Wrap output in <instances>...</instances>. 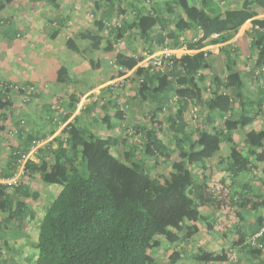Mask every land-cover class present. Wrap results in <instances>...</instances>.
<instances>
[{
    "label": "trees",
    "instance_id": "1",
    "mask_svg": "<svg viewBox=\"0 0 264 264\" xmlns=\"http://www.w3.org/2000/svg\"><path fill=\"white\" fill-rule=\"evenodd\" d=\"M7 1L11 4L12 0ZM105 1L106 5L98 3L102 11L100 18L95 20V28L76 33L67 41L68 49L80 55H85L88 50L114 51V44L101 33L109 27L111 33L116 32V41H120L127 25L117 28L108 25L118 13L115 0ZM238 1L239 7L225 11L219 10L215 0H163L162 5L155 0H138L139 7L134 2L129 4L134 18L128 28L137 31L149 44L150 54L164 46L173 49L186 46L187 50L196 52L173 56L165 71L137 67L142 56L136 58L123 53L115 56L116 65L126 70L137 67L133 78L139 83L140 100L156 101L146 125L140 127L141 152L137 147H131L125 161L112 152L121 142L111 133L117 128V122L124 120V113L111 100L108 105L116 109L115 116L109 113L103 118L110 135L98 134L86 120L81 122L79 114L59 136L37 150L36 160L27 162L22 181L25 177L31 180L38 175L45 184L60 188L57 196L45 205L43 217L35 226V232L39 227V234L34 238L37 250L34 264H162L151 256L158 238H165L169 244L185 242L184 236L188 232H199V223L212 232L219 220L218 212L223 208L240 209L236 217L244 221L248 213L255 215L264 207V196L255 194L251 182L240 179L254 172L256 157L264 162V128L252 131L249 128L259 115L257 111L264 97L251 98L246 93L243 74L229 64L225 77L214 75V88L209 99H203V92L208 89L201 86L206 79L203 72L212 70L215 60L212 51L206 48L226 44L248 21L254 30L251 48L264 50V20L258 18L264 11V0ZM50 3L59 8L56 0H50ZM151 3L152 8L149 7ZM120 6V14H127V6ZM167 14L174 16L173 20L165 19ZM57 24L63 27L65 20L59 17ZM191 32L200 37L196 41H185L183 37ZM79 41H85L87 47L82 49ZM222 49L229 59L228 46ZM260 56L264 58L262 53ZM257 65L252 73L260 68ZM123 74L119 73L120 76ZM57 83H74L66 67L58 71ZM6 96L0 94V100H6ZM79 102L80 97L73 94L64 107L72 114ZM192 103L201 105L206 112L204 127L199 130L201 135L207 132V126L214 127L215 134L207 136L204 147H199L189 131L186 116ZM173 104L179 110L169 116V126L174 131L172 146L163 139L162 123L156 115ZM68 118L66 116L63 121ZM99 119L95 115L93 123H98ZM58 128L56 124L50 133L40 137L29 135L18 150L19 154H14L7 168L0 172V178H12L17 173L20 158L30 152L32 143L54 136ZM238 130L243 131L244 136L242 152L233 150L227 157L220 156L227 175L221 181L220 189L211 184L206 167L207 149L212 148V152L218 154L223 142H234L233 134ZM175 153L185 164L181 174L172 173L162 179L148 174L149 160L157 164L162 158L165 162ZM194 166L201 168L202 173H195ZM228 179L232 184H228ZM24 183L19 186L0 184V229L33 217L24 200L31 196ZM37 196L35 193L33 197ZM204 209L208 212L204 213ZM263 229L264 216L260 214L253 222L239 228L241 236L235 245L241 247L245 243L244 249L251 257L262 258L264 248L246 242ZM258 243L264 247V234L258 238ZM184 257V253L175 252L164 264L176 263L175 260ZM230 257L229 252L216 254L200 248L194 255V262L230 263Z\"/></svg>",
    "mask_w": 264,
    "mask_h": 264
},
{
    "label": "rangeland",
    "instance_id": "2",
    "mask_svg": "<svg viewBox=\"0 0 264 264\" xmlns=\"http://www.w3.org/2000/svg\"><path fill=\"white\" fill-rule=\"evenodd\" d=\"M24 1L27 2L26 6H31L37 3L35 0ZM115 1L117 7L116 13L118 14L108 22V25H112L114 28L127 25V29L125 32H123V38L120 41H116V32L111 33L109 27H106L105 31H102V36L114 44V51H86V59H84L90 63V68L92 71L88 72L89 68H87V71H83L82 63H74L73 66L80 68V74L78 77H75L77 79H73L74 83L62 86V91L60 92L57 91L60 90L58 87H53V90H56L57 92L54 94V102L52 103L54 107L52 106V112H50L48 108L49 103L46 107H44L43 110H38L40 104L35 103L34 101L35 96L38 95V90L41 89L37 83L26 84V82H14L12 84L13 91L6 96V100L4 101L6 103V111L2 114L4 116L6 115V125L4 122L0 121L2 124H4H0V137H3L2 141L5 144L4 149L0 146V170L7 168L8 162L11 160L14 154L19 152L18 150L22 149L23 141L29 135L32 134V136L40 137L44 134H48L51 132V130H53L54 126L58 124L59 128L54 136L50 137V139L48 138L47 140H35L32 143L30 152L20 158L18 164L16 165V172L26 169L28 161L36 160L35 155L37 150L46 146L55 137L59 136L64 127L68 123L73 122L75 117L79 114L82 116L81 122L86 120L92 125L98 134L107 136L110 135V131L107 128L108 126L106 122H104L103 118L109 113L115 116L114 112H116V109L113 110L112 105H108V102L111 100H114L118 104L119 110L124 113V120H119L117 122V128L113 133H111L112 136H116L121 142V144L117 148H114L112 152L122 161L126 160L127 152L130 151L131 147H137V150L141 152L142 148L140 146V138L142 135L140 134V127L146 125L150 114L153 113L156 107V101L142 102L138 94L139 83L133 78V76H128L126 78L123 77L121 79L122 76L119 75L120 72L117 68H115L114 60L115 56L119 53L136 58L141 56L145 58L148 55H151L149 53V44L141 39L137 31L128 28L134 18L133 14H131L133 8L129 7V4L134 2L137 3V6L139 7V3L143 2V0H139V3L138 0H124L122 3L120 0ZM155 1L161 3L163 0ZM215 1L216 6L220 11H225L226 9H232L240 6L238 0ZM4 2L6 3V0H0V4H3ZM59 2L62 13L64 12V16L71 19L70 22H82V24L85 25V28L88 27V29H94L95 20L99 19L101 16L102 10L98 8V3L100 2L102 5H106L105 0H59ZM69 2L71 5L68 8ZM39 3L41 8L43 7L45 11L46 8H52V6L48 4L49 2L47 0H42V2ZM119 3L127 6V14H120L118 7H122ZM10 5L12 6V3ZM153 6V3H151L149 7L152 8ZM162 9H164V7H162ZM68 10H72L71 13H69ZM52 12H55L54 7L52 8ZM168 15L169 14H167L165 19L169 21L173 20L174 16ZM259 19H264V11L260 12ZM45 22L46 25H48L47 19ZM167 26L168 23H166V27ZM199 37V34L196 32H191L187 33L183 39L185 41H196ZM251 40L252 37L245 41L246 46L243 53V57L246 59L248 58L249 60L253 59L254 57V55L251 54L252 48L249 47ZM78 43L82 49L87 47V43H83L81 41ZM220 48L221 47L218 46L206 48L212 51V56L215 59L213 61V65H215L214 68H212V70L203 72V74L206 75V79L204 83L201 84V86L208 89L207 91L203 92V99L206 100L211 97V92L214 88L213 70L215 69L216 73L221 77H225L227 75V63L224 62L225 58L222 55L225 53L222 51V54L220 55ZM68 54L71 53H67V56ZM61 55L62 54H60V57H62ZM219 56L220 58H218ZM91 61H93V66L96 68L91 65ZM255 64H258L256 67L260 68L257 69L255 73H252ZM261 64L263 63L260 61H253L251 63L252 68H249L250 63L245 64V66H249L246 67L249 73H244V71H241L246 83L245 90L252 96L258 94L259 91L264 87V64L263 66ZM241 66L244 68L242 63ZM261 80L263 81L261 82ZM91 85H94L97 88L88 93L86 90H88V87ZM48 86L49 84L44 85V90H50L48 89ZM24 90L33 91H31V93L27 91V93ZM73 94H76L80 97V102L76 106L75 111L70 114V112L67 111L64 106L69 102L70 96ZM178 110V107L173 104L171 106H167L163 112L157 113L156 115L157 120L162 123L163 139L170 142L172 146L174 131L169 126V116L175 114ZM205 113V109L201 105L192 103L190 112L186 116L189 123V131L193 133V137L198 142L199 147L205 146L207 136L215 134L213 125L207 126V132L203 135H201L199 131L204 127L203 120ZM262 113L264 117V112ZM95 115H98L100 118L98 123H93ZM39 116H41V119H39ZM66 116H69V118L64 122L63 119ZM261 120H263V118H261ZM258 123L251 128H255L257 130L261 129L262 126ZM233 136L234 142H223L220 145V152L218 154H214L212 152V148L207 149L209 156L206 158V167L210 175L209 177L211 178V184L213 186L216 184V186L220 189L222 188V185L220 184L221 181L227 176L223 171V165L220 163V156L227 157L233 150L239 151L240 153L242 152V142L244 139L243 131H235ZM54 146L57 148V145ZM148 168L149 169L147 172L149 175L162 179L169 177L172 173L181 174L185 169V164L179 155L175 153L165 162L162 158L157 164H155V161L149 160ZM253 168L254 172L249 174L248 177L247 175L241 176L240 179L243 182H251L255 187V194L264 196V162L259 157H256L253 162ZM193 169L197 174L202 173L201 168L197 166H194ZM24 179L25 180L22 182L25 181L24 184L28 186V191L31 195L29 198L24 200L29 204V210L31 211V214H33V217H28L23 221L18 222L14 226L5 225L1 227L0 246L2 251L0 253V264H34V256L37 254L36 242L34 238H36L39 234V227L35 232V226L43 217L45 205L49 204L60 191L59 187L54 185L50 186L42 182L38 175L31 180L30 178L27 179L26 177ZM228 182V184H232L231 179H228ZM35 193L38 194L36 198L33 197ZM203 211H205L204 213L208 212L206 209ZM238 211H240V209L223 208L218 212L219 220H217L215 223L216 228L212 232L208 230L205 224L199 223V232H188L187 236H184V238H186L185 242L169 244L165 238H158L151 250L153 252L151 255L152 258L158 263L164 264L169 262L170 256L175 252H182L185 254V257L175 260L176 263L173 264H197L194 262V255L198 249L202 248L205 251H212L216 254L229 252L236 256L237 260H235V258L233 259V262H224V264H264V254L262 255V258H253V256L251 257V255L248 254V252L244 249L245 243H243L241 247L240 245H235V242H239V237L241 236L240 231H238L239 228L242 225H248L250 222H253L256 216L260 214L264 215V207L260 208L255 215L248 213L245 216L244 221H239L236 217V213ZM1 220L2 216L0 217V221ZM198 264L202 263L198 262ZM211 264L222 263L217 262Z\"/></svg>",
    "mask_w": 264,
    "mask_h": 264
},
{
    "label": "crops",
    "instance_id": "3",
    "mask_svg": "<svg viewBox=\"0 0 264 264\" xmlns=\"http://www.w3.org/2000/svg\"><path fill=\"white\" fill-rule=\"evenodd\" d=\"M47 1L49 2L48 4L52 6L50 0ZM35 2H37L35 3L36 5L34 4L31 6H26L27 2L24 0H12V6L7 4V0L6 3L4 2L3 4H0V94H4L3 88L6 83H37L41 89L38 90V95L35 96L34 101L35 103L40 104L38 110H43L49 103L48 108L52 111L54 94L57 91H62V86H64L57 83V76L60 68L66 67L69 71L70 77L73 79H77L75 77H78L80 74V68L73 66L76 62L82 63L83 71H87V68H89L88 72L92 71L90 63L85 61L86 54H77L67 47V41L69 39L74 38L76 33L80 30L88 29V27L85 28V25L82 24V22H70L71 19L65 17L63 14L64 12L62 13L59 0H56L59 8H54L55 12H52L53 6L52 8H46L47 12L43 7L41 8L39 2H42V0H35ZM70 2L68 3V8L71 5ZM71 11L72 10H68L69 13H71ZM59 17L65 20V25L63 27H59L57 24ZM46 19L48 25H46ZM252 26L251 21H248L240 28L237 34L227 41L226 44L216 45L221 47L219 49L220 55L223 51L222 47L225 45L228 46L231 54L229 59H232V61L228 59L226 54H222L225 58L224 62L234 66V68L240 72L244 71V73H249L246 69V67L249 66H245V64L250 63L249 68H252L251 63L253 61H259L261 59L262 63L264 59L260 56L261 53L264 56V50L256 51L254 49H252L251 52V54L254 55L253 59L249 60L248 58L246 59L243 57L244 48L246 46L245 41L250 37H253L254 30ZM81 42L86 43L85 41ZM249 47H251V42ZM68 51L71 54H68L67 56V53H69ZM60 54H62V57H60ZM218 58H220V56ZM238 62H241L244 65V68L241 66V63ZM214 66L215 65H213V68ZM213 71L214 75L219 76L215 69ZM262 81L263 80H261V82ZM48 84V89L50 90H44V85ZM53 87H58L60 90H53ZM95 88L97 87L91 85L86 91L90 93ZM262 89H264V87ZM263 93L264 92L260 90L259 93L254 96L247 94L251 96V98H257L261 95L264 97ZM4 101V99L0 100V121L5 124L6 116L2 115L6 111V103ZM257 112H260V115L255 117L254 122L249 127L250 131L257 130L251 127L255 124L257 125L258 122V124L264 128V117L262 113L264 112V102ZM261 118H263V120H261ZM39 119H41V116H39ZM0 124L4 125L1 122ZM2 138L0 137V146L4 149L5 144L3 143ZM242 144H244V142H242ZM3 170L4 169H1L0 172Z\"/></svg>",
    "mask_w": 264,
    "mask_h": 264
},
{
    "label": "built area",
    "instance_id": "4",
    "mask_svg": "<svg viewBox=\"0 0 264 264\" xmlns=\"http://www.w3.org/2000/svg\"><path fill=\"white\" fill-rule=\"evenodd\" d=\"M195 52L196 51L187 50L186 46H183V47L178 48V49H173V48H170L169 46H164L158 52H155V53L148 55L147 57L143 58L139 62L137 67L141 66V67H145V68H150L151 70L155 69V70L165 71V69L169 65H171V63H172L171 58L173 56L182 55L185 53H195ZM114 65H115V68H117L119 72L124 73V75L121 77V79L123 77L126 78L128 76H133L137 70V67L132 69V70H126L121 66H118L116 64H114ZM12 87H13L12 84L6 83L4 88H3L4 94L8 95L10 92H12L13 91ZM24 91L25 92L29 91V93H31V91H33V90H24ZM55 121H56V119H55ZM39 144H41V143H39ZM24 174H25V169L19 170L12 178H9V179L0 178V184L10 185V186H19L22 182ZM263 234H264V229L260 233L251 237L246 242V244H251L254 247H257L259 249H263L264 247L258 243V238L261 237ZM235 258H236V256H234V254H231L230 260L233 261V259H235ZM235 260H237V258Z\"/></svg>",
    "mask_w": 264,
    "mask_h": 264
}]
</instances>
